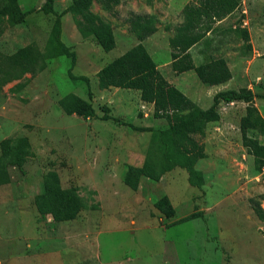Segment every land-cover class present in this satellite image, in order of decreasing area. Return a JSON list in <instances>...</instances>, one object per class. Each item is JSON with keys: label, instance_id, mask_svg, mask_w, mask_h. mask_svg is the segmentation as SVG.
Segmentation results:
<instances>
[{"label": "rangeland", "instance_id": "rangeland-1", "mask_svg": "<svg viewBox=\"0 0 264 264\" xmlns=\"http://www.w3.org/2000/svg\"><path fill=\"white\" fill-rule=\"evenodd\" d=\"M17 1L34 11L18 25L0 15V57L26 46L46 53L55 16L39 11L45 0ZM71 1L55 0L54 12ZM190 1L126 0L115 14L94 3L90 11L113 29L109 52L63 15L61 39L76 56L70 72L87 77L89 91L70 79L71 61L63 56L46 59L34 77L0 80V264H264V222L252 209L264 208V168L256 169L239 129L248 104L220 102V119L199 139L204 153L195 170L202 181L191 186L187 171L170 168L161 155L154 132L169 125L153 117V105L137 91L98 88L97 72L138 43L127 20L140 15L153 16L157 27L142 44L166 80L200 109L218 92L260 94L264 0H237L236 10L207 33L209 47L202 41L190 49L196 65L209 54L226 60L232 77L213 86L194 72L171 71L169 40ZM243 23L250 50L232 33ZM0 64L4 76L7 65ZM251 105L264 118V100ZM248 135L264 145V136ZM65 198L78 201L79 211L57 221L51 211L62 209Z\"/></svg>", "mask_w": 264, "mask_h": 264}, {"label": "trees", "instance_id": "trees-1", "mask_svg": "<svg viewBox=\"0 0 264 264\" xmlns=\"http://www.w3.org/2000/svg\"><path fill=\"white\" fill-rule=\"evenodd\" d=\"M126 0H72L59 14L54 12L55 0H45L39 11L55 16L52 25L48 50L42 53L33 46H26L10 56L0 57V62L7 65L8 71L3 76L0 64V80L7 82L19 80L26 74L34 77L44 70L46 59L67 57L71 61L69 77L72 80L83 81L89 91V79L85 76H72L70 70L75 64V53L64 44L61 39L62 16L71 14L74 17L78 32L85 37H92L100 48L109 52L115 47V37L112 27L99 16L90 11V7L97 3L107 13L115 14V8ZM238 5L237 0H191L182 9L183 22L174 28V36L169 40L170 67L176 74L193 71L196 77L205 85H221L232 77L230 68L223 57L213 54L205 56L204 62L196 65L190 49L204 41L207 47L211 44L206 35L212 32L214 24L232 14ZM34 10L24 11L17 0H8L0 9V15H7L12 25L23 23L26 16ZM129 31L135 35L138 43L106 64L97 72L98 88H118L137 91L140 100L153 105V117L168 121V128L156 130L155 138L158 141L161 155L170 168H181L188 173V183L198 186L201 181L200 172L195 170L204 153V145L199 139L205 136L207 125L220 119L218 105L220 102L231 103L243 101L248 104L245 115L240 121L242 143L248 154L253 156L257 170L264 168V145L258 139L251 138L248 130L256 131L264 136V118L251 105L254 98L264 100V86L260 94H253L247 88L218 92L214 95L212 105L207 109H200L174 85L169 83L160 72L142 42L156 33L157 27L153 16L133 15L128 18ZM231 28V27H230ZM235 38L242 41L241 47L251 49L249 33L240 25L231 28ZM90 94V92H88ZM88 113L93 111L89 108ZM78 114H82L77 111ZM136 131H145L142 128L130 126ZM151 131V129H147ZM66 192H62V195ZM57 202V200H54ZM63 208L52 210L57 221L72 220L79 211L78 201L65 198ZM257 218L264 222V208L259 204H252ZM64 210L63 213L60 211Z\"/></svg>", "mask_w": 264, "mask_h": 264}, {"label": "built area", "instance_id": "built-area-1", "mask_svg": "<svg viewBox=\"0 0 264 264\" xmlns=\"http://www.w3.org/2000/svg\"><path fill=\"white\" fill-rule=\"evenodd\" d=\"M244 22V21H243ZM242 28H245V26H247L245 23H243V25H240ZM235 28V27H234Z\"/></svg>", "mask_w": 264, "mask_h": 264}, {"label": "crops", "instance_id": "crops-1", "mask_svg": "<svg viewBox=\"0 0 264 264\" xmlns=\"http://www.w3.org/2000/svg\"><path fill=\"white\" fill-rule=\"evenodd\" d=\"M251 43H252V42L250 41V43H249V44H250V45H252ZM252 47H253V46H252ZM169 63H170V61H169ZM189 72H193V71H189ZM189 72H186V73H189ZM184 74H185V73H184Z\"/></svg>", "mask_w": 264, "mask_h": 264}]
</instances>
